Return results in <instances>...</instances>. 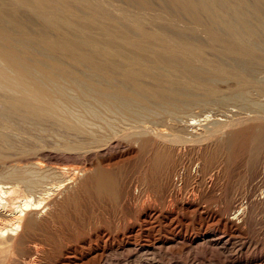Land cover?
<instances>
[{
  "label": "bare ground",
  "instance_id": "obj_1",
  "mask_svg": "<svg viewBox=\"0 0 264 264\" xmlns=\"http://www.w3.org/2000/svg\"><path fill=\"white\" fill-rule=\"evenodd\" d=\"M250 1L256 6L252 5L253 9L258 7L259 13V8L263 10L264 0ZM9 2L7 6L0 3V264H79L84 244H70L80 243L86 229L99 230V215L89 205L97 198H105L104 201L117 198L115 186L118 178L115 172L109 171L110 168L99 164V159L117 152L120 142L136 148L133 160L140 182L144 187L156 189L167 181L176 163L174 156L183 150L200 160L203 173L212 167L219 154L227 166L241 155L240 160L244 162L242 181L225 188L217 200L215 212H201L206 218L223 224L236 219L248 224L255 217L256 209L264 207V116L246 120L244 117L242 122L225 124L227 130L216 132V128L214 135L207 132L213 135L211 141L214 142L204 147L180 136L182 140L177 139L175 134L173 136L177 138L166 135L161 128L153 130L146 126V123L165 120L161 111L166 103L178 111L203 104L205 100H196L190 94L202 85L213 88L217 83L221 84L223 74L227 73L228 78L232 71L230 68L253 82L249 80L246 85L227 93L220 92L219 97L210 103L221 105L220 108L236 106L251 113L264 112V83H261L264 81V62L257 60L255 52L258 50H253L254 43L250 42L251 45L245 39L238 41L234 38V29L225 22L219 24L208 18L205 21L209 24L203 21L206 15L209 17V10L214 6L212 3L220 4V0ZM119 5L125 6V10L127 6L137 10L130 15V23L126 24L127 20L125 24L121 23L125 13L116 16L115 8ZM222 6H228L232 11L235 9L230 4ZM243 23L250 36L252 33L257 35L246 25L249 22ZM220 26L227 31L229 38L221 36ZM199 32L204 34L203 37L200 35L202 38L198 37ZM84 34L89 36H82ZM257 36L255 39L260 38ZM261 41L264 40L261 38ZM96 43L106 49L97 48ZM136 61L142 63V67L138 63L142 70L133 67ZM227 66L228 72L225 70ZM164 71L168 73L165 80L176 88L166 90L155 84L162 80L160 75ZM180 74L181 78L183 76L184 80L196 85L176 80V75L179 78ZM260 74L263 81L258 78L261 82L257 79V83ZM112 75L118 76L113 78ZM182 84L189 88H181ZM154 106L159 111H155ZM206 107L208 109L207 104ZM165 117L166 121L169 120V115ZM198 124L195 126L199 127ZM48 127L61 132V135H54L61 138L56 144L54 142L53 149L57 154L43 148L42 140ZM186 128L179 131H187ZM102 237L109 239L110 236L103 234ZM126 238L113 257L129 258L133 252L139 257L144 255L153 259H167L169 255L157 242L148 247L131 243ZM214 241L222 243L224 238L196 236L189 246L195 251L193 259L212 257L216 248L209 245ZM242 250L240 246L233 252L237 254ZM109 256V252H104L103 264L110 262ZM216 256L222 259L219 264H226L230 257ZM20 257L24 260L21 261ZM152 258L142 263L154 264ZM183 258L185 261L187 257L183 255ZM259 261L264 264V259ZM259 261L237 264H259Z\"/></svg>",
  "mask_w": 264,
  "mask_h": 264
},
{
  "label": "rangeland",
  "instance_id": "obj_2",
  "mask_svg": "<svg viewBox=\"0 0 264 264\" xmlns=\"http://www.w3.org/2000/svg\"><path fill=\"white\" fill-rule=\"evenodd\" d=\"M205 1L209 2L211 0H205ZM223 1H224V3H223ZM231 1H233V0H230V1L229 0H220V2H221L220 4L212 3L214 6L215 5H217V6L215 8H213L214 6H212L210 8L209 17H208V15H206V17L204 18L203 21L206 24H209V21H205L208 18V20H211L212 22L217 21L219 24L225 22V25H227L231 29L232 28L234 29V30L232 29L234 31V38L236 37L238 41L239 40L242 41V39H245L246 41L248 40L249 43L250 42L254 43L253 44V47H254L253 50H255V51L258 50L257 52H255V54L258 55V56H256L257 60H261L262 62H264V54L262 52V51H264V45H263L264 41L263 42L261 41V38L264 40V30H263L264 29V26H263L264 25V8H263V10L261 8H259L260 9V13H259L258 7L253 9L256 6H254L250 0H249V2L246 0H238V1L234 0L233 3ZM228 2L231 6L235 7V9L237 8L238 10L234 9L233 10L234 12H233L232 10H229L230 8L228 6L227 7L229 9L226 6H222V4L223 5H229ZM0 3H1V5L2 4L6 5V3L8 5H10L9 0H1ZM238 3H239V6L241 5L240 6L241 9L237 5ZM122 5H124V4H122ZM252 5L254 7H252ZM117 7H118V9H117ZM117 7L115 8V12H116L115 14H117L116 16H121L123 13H125L124 15H126L125 16L126 18L124 16H122V19H124L123 20L124 22H121L122 19L120 20V22L125 24L126 20H127L126 24L130 23L129 19H132L131 16H133V14L137 12V10L132 6H127L128 9L126 8V10L123 9V8H125V6L123 7V6L119 5ZM223 7H224V9H223ZM120 8H122L121 9L122 11L119 10ZM211 9H213L215 11H213ZM123 10H125V11H123ZM118 11H119V15H118ZM210 11H212V13ZM229 11L230 12L232 11V12L230 13ZM213 12H214V14H213ZM215 12H217V13L215 14ZM235 12H238L237 15ZM233 13L237 16V18ZM248 14H249V16H248ZM231 15H232V17H231ZM239 15H241L243 18H241V16H239ZM259 15L261 16L262 19L260 18ZM129 16H130V18H128ZM258 16H259V19H258ZM235 19H236V21H235ZM237 20H239V21L237 22ZM245 20L249 23H247ZM234 21H235V23H233ZM243 21L245 23H247L246 25L249 28L251 27L253 30H255V33L258 36L255 35L254 33H252L250 36V32H248ZM212 22H210V23H212ZM230 22H232V23H230ZM257 22H259V23H257ZM229 24H230V26H229ZM249 24H250V26H249ZM252 24H253V26H252ZM219 28L222 31L221 36L223 35L222 37H224V38L228 37L229 38L227 31L223 30V28L221 26ZM237 29L239 31H237ZM256 29H257V31L258 30L259 31L257 32ZM88 34H86V35L84 34L82 36L88 37L89 36ZM198 34H199L198 37H201L202 35L204 36V34L201 32H199ZM244 34H245V36H243V38H242V35H244ZM91 35L93 37L96 36V34H91ZM254 35L257 36V38L260 36V38H259L260 40L255 39ZM250 37H254V38L252 39ZM257 42H258V44H256ZM259 42H261L263 44H261V43L259 44ZM96 44H97L96 45L97 48L106 49V47L105 48L103 47L104 45H102V44L100 45V43H96ZM98 44L100 45L101 48L98 47ZM107 50H109V49H107ZM258 57H260V58H258ZM136 62L137 63H135L134 64L135 66L133 65V67L134 68L136 67V69H138V68L140 69L142 67V63H140L138 61H136ZM138 63H140L139 65L141 67L138 66ZM143 69H144V66H143ZM228 69H229L228 66L225 67V70L227 72H228ZM141 70H142V68H141ZM229 70L230 71L232 70L231 72L229 71L232 75H229L230 74L229 73L228 78H227V75H226L227 73L223 74L224 79L221 81V84L217 83L218 85H216L213 88L209 87V86H205L206 88H204V85H202V86H200L201 88L198 87V89L195 92L194 91L192 92L193 94L192 93L190 94L196 100H201V101L205 100L203 102V104L201 102L200 103L201 105L200 104L194 105L190 109L184 110L185 111L184 112L183 110H180V109H179L180 111H178V109L175 108V106H171L172 104L166 103L167 105L166 104L163 105V107L166 106V108L162 107L163 110L161 109L162 110L161 113L163 112L162 117L165 120L163 122H159V123H146V126H148V127L151 126L150 128L153 130L156 129V127L158 128L157 130H159L161 128L162 131L164 133H166V135L173 136L175 134L178 138L175 136H173V137H175L177 139L182 137V139H184V140L186 139L185 141L193 140L192 143L195 144L196 146L199 147V145H200V147H202V146L204 147L205 145L212 144L214 142L211 140L214 139L213 135L215 134L214 132H215L216 128H218V129H216V132L220 131L221 129L223 131L225 129L227 130V128H228L227 126H229V125L242 122L244 117H245L244 120H246L247 118H250V117H257V116H258V118L263 117L264 112L256 111V112L251 113V112L246 111V110H241L236 106H225V108H224V106H222V108H223L222 109V108H220L221 105L215 106V104L210 103L211 100L219 97L220 92L227 93V92H229V90L236 89V87H238V86L246 85L247 84L246 81L253 82L251 79H245L244 77H246V76H244L242 73H239L238 71H234L231 68ZM165 72L166 71H164V74H163L164 78H163V75H160V78L162 80L158 77L159 79H157V80H159V81L161 80V81L157 82L155 80L157 82L155 84H157V86H159L161 88L164 86L163 88H167L166 90H171L172 88L173 89L176 88V87H174L176 85H173V87H172L171 86L172 83H168V81L165 80L166 78H168L167 77L168 73L166 72L167 73L166 74ZM233 72H234V74H233ZM237 72L239 74H241L242 78ZM150 73L152 74L151 71H150ZM225 75H226V77H225ZM234 75H236V76H234ZM262 75H264V74L262 73ZM262 75L260 74L259 77L256 78L257 83H258V81H257L258 78L260 80L263 79ZM117 76L118 75H114V76L112 75L113 78H116ZM229 77L231 78V81L229 80L230 79ZM175 79L176 80L179 79L178 81H180V82L183 81L182 83H185V82H186V84L190 83V82H188V80L186 78L185 79L187 81L184 80L183 76L181 78V74H180L179 78H177V75H176ZM227 79H228V81H227ZM260 80H259V82L263 81V80H261V81ZM161 82L163 84L165 82L166 85H163ZM261 83H264V81ZM169 84H171V85H169ZM190 84L196 85L193 82H191ZM183 85H184V87H182ZM168 87H170V88H168ZM186 87L187 86L185 84L181 85V88H183L185 90L189 88V87H187V88ZM216 87H218V88L216 89ZM233 87H235V88H233ZM150 89H154V88H150ZM201 89H203V90H201ZM209 89H211V90H209ZM213 89H214V91H213ZM197 91H198V93H196ZM201 91H203V92H201ZM208 91H210V92H208ZM150 92H151V90H150ZM200 93H201V95H200ZM213 93L214 94L216 93L217 95L215 94V96H214ZM203 94H205V96ZM206 94H207V96H206ZM210 94H212L214 97L212 95L210 96ZM209 96L212 97L210 100L208 99ZM198 97H201V98H198ZM204 103L207 104L208 109L206 107V104H204ZM170 106H171V108H170ZM201 106H204L206 108H204V107L202 108ZM156 107L157 106H154V110L159 111V109L158 108L156 109ZM167 107H169L170 111L168 110ZM172 107H174V108L172 109ZM210 107H211V109H209ZM228 107H230V108H228ZM175 109H177V110H175ZM164 111L168 112V115H169L168 119L170 121H173L174 124H173V122L170 123L169 120H167L169 122L166 121L165 116H168V115L166 114L167 112L164 113ZM171 111H173L172 112L173 114L171 113ZM174 111H175V113H174ZM247 112H249V113H247ZM178 113L180 114L181 122H183V123L179 122L180 118H179ZM188 113H190V114H188ZM175 114H178V115H175ZM183 114L185 116H187L185 118L188 120L183 118L184 117ZM186 114H188V115H186ZM244 114H248V115H244ZM176 116H177L178 120H176L177 119ZM190 116H191V118H190ZM172 119H174V120H172ZM238 120H241V121H238ZM184 121H185L186 125H185ZM218 121L219 122L221 121V122L219 123ZM198 122L200 123V126L196 127L195 125L198 124ZM205 123H207L208 125ZM214 123H215V125H214ZM222 123H224V124H222ZM190 124H192V125L190 126ZM210 124L211 125L213 124L215 127L213 125L211 126ZM225 124L226 125L228 124V125L226 126ZM179 125H181V126L179 127ZM187 125H188V128L190 127L189 130H188V128H186ZM222 125H224V126L222 127ZM193 126H195V127L193 128ZM177 127H178V129H177ZM182 127L186 128L187 131H181L180 132L179 129H181ZM205 127H206V129H205ZM52 128L53 127L47 128V133L45 136L46 138L44 137L42 140L43 141L42 144H44L45 147H43L44 145L42 147L44 149H47V151L49 149H51L52 153H53V152H55L53 149L54 142L56 144V142L60 141V139H61V138L57 139L54 135H56V136L61 135V132L60 131L58 132V130H56V129L54 131V128L53 129ZM175 128H176V130H175ZM203 129L205 132L203 131ZM212 130H214V131H212ZM207 132H209L213 135L208 134ZM192 133H194V134L200 133V134L197 136V134L194 135ZM170 134H172V135H170ZM187 134H189V135L187 136ZM191 135H193V136H191ZM49 136H52L51 137L52 139ZM182 139L180 138V140H182ZM135 149L136 148L133 145H129L125 142H120V147L117 150V152H113V153L105 156L106 157V158L104 157L105 159L104 158H101L102 160L99 159L100 163L97 162L101 165L102 164L105 165L104 167H106L107 169L110 168L109 171L111 173H112V171H113V173L115 172L114 175L116 174L115 175L116 179L118 178L117 179L118 182H116V186H115V192H116L117 198L113 201L107 200V199H106V201H104L105 198H100V200H99V198H97L93 203H91L89 205V208H91L92 211L94 210L95 213H97V215H99L98 216V228H99V230L94 232V231H90V230L88 231V229H86V230H84L85 232L82 234V236L80 238V243L78 242V243L70 244L71 246H74V245L75 246L76 245L83 246V244H84V246H83L84 253L81 257V261L77 262V263H79V264L80 263H82V264H103L102 257L104 255V252H106V251L109 252V254H110V256H109L110 262L107 264H143L144 262H147L149 260L151 261V258H152L151 256H149L147 258L144 255H140V257H139V254L135 253V252H133L129 258H127V257L120 258V257H116V256L113 257V255L116 254L117 251L120 249L119 247L122 246V244H123L122 242L125 240L124 238H126V237H127L126 240H129V242H131V243H136L137 245L138 244L139 245H146V246L150 247L151 245H153L154 243L157 242L159 244V246L160 245L164 246L165 252L167 253V255L169 254L166 257L167 259H159L157 257L155 259L152 258V261H155L154 264H185V262H186V264L188 262L190 264H219V262L222 259L220 260L219 256H216V255L228 256V257L230 256L227 259V261L225 262L226 264H231L232 262H233L232 264H237V262L241 263L244 261H248V263L249 262L251 263V261H253V260H256L258 262L259 260L264 259V207L263 208L260 207V208L256 209L257 211L255 212V217L248 224H243L242 222H240L241 220H237V219H236V221L230 220L228 223L223 224V223H220L214 219L210 220V219L206 218L204 214H202V212H204V211L208 212V213L215 212V210L218 209V201L217 200L222 196L225 188H230L231 186H235L240 181H242V179L244 178L243 177V171L244 170L242 168L243 167L242 165H244V162H243V160L242 161L240 160V159H242L241 155L237 159H235L233 161V163H231L230 165L227 166V163L224 160L223 156H221L222 158H220V154H219L217 156L218 158L214 162L215 165L213 164L212 167L206 173H203L201 171L200 160L198 158L191 157L187 151L183 150V151H181L182 154L180 153L179 155L174 156L176 163L173 164V166H172L173 168H171V170L169 172V176H168L169 179L167 178V181L163 182V185L160 186V189L159 188L156 189L153 187H147V186L144 187L141 184L140 179H139L138 174H137V169L135 166V160H133L134 159V157H133L134 151L133 150H135ZM55 153H53V154H55ZM41 159H43V158H41ZM118 165H120V166H118ZM121 165H123V166H121ZM221 168H224L226 170L221 169ZM240 178H242V179H240ZM236 182H238V183H236ZM141 186H143V187H141ZM187 201H190V202H187ZM96 203L99 204L98 207H97ZM188 203H193V204H191V206H190V204H188ZM231 218L232 217H230V219ZM99 231H100V233H99ZM103 234H108V236H110L109 239L102 237ZM200 235H205V236L215 235L216 238H224V241H222L223 244L222 243L216 244V242L214 241L209 245L211 248H216L218 251L217 252L215 249L214 251L216 253L214 252V255L210 258L203 256V257H201V259H200V257L193 259L192 255H194L195 251L190 250V247H189L190 242L196 236H200ZM72 236L73 235H71V237ZM89 242H90V244H89ZM166 245L168 246V248ZM240 246L243 247V250L241 252L238 251L237 254L234 253L233 251L238 250V248ZM87 249H90V250H87ZM218 253H220V254H218ZM136 254H138V255H136ZM183 255L187 257V258H185V261L183 260L184 259ZM132 256H134V257H132ZM137 257H139V259H141V257H142V259L139 260ZM169 257H171V258H169ZM188 257H189V259H188ZM236 259H237V261H236ZM20 260L23 261L24 258L21 259V257H20ZM182 260H183V263H182ZM190 260H191V262H190ZM259 264H261L260 261H259Z\"/></svg>",
  "mask_w": 264,
  "mask_h": 264
}]
</instances>
